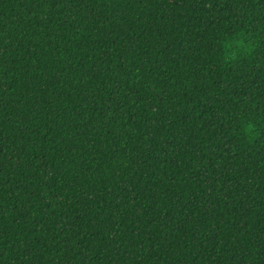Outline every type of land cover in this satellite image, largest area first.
<instances>
[{
	"label": "trees",
	"instance_id": "16d2710c",
	"mask_svg": "<svg viewBox=\"0 0 264 264\" xmlns=\"http://www.w3.org/2000/svg\"><path fill=\"white\" fill-rule=\"evenodd\" d=\"M262 29L264 0H0V264H264Z\"/></svg>",
	"mask_w": 264,
	"mask_h": 264
},
{
	"label": "clouds",
	"instance_id": "9594fccd",
	"mask_svg": "<svg viewBox=\"0 0 264 264\" xmlns=\"http://www.w3.org/2000/svg\"><path fill=\"white\" fill-rule=\"evenodd\" d=\"M264 30V29H262ZM233 42H235L236 51L229 52V49L232 47ZM224 47V55L222 56L225 63L232 62L237 58V54L241 48H244L246 52L251 53L254 49L251 45L244 44V33L238 32L235 36H233L230 40H227L223 43ZM240 127L243 130V134L250 137L251 140H255L256 137H252L251 133L254 131V127L250 123L242 124Z\"/></svg>",
	"mask_w": 264,
	"mask_h": 264
}]
</instances>
